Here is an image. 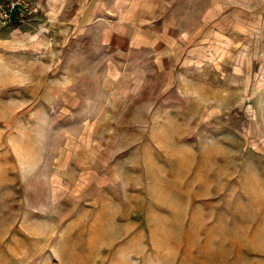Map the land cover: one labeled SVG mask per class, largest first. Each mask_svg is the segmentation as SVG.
<instances>
[{
  "label": "rangeland",
  "instance_id": "rangeland-1",
  "mask_svg": "<svg viewBox=\"0 0 264 264\" xmlns=\"http://www.w3.org/2000/svg\"><path fill=\"white\" fill-rule=\"evenodd\" d=\"M0 264H264V0H0Z\"/></svg>",
  "mask_w": 264,
  "mask_h": 264
}]
</instances>
